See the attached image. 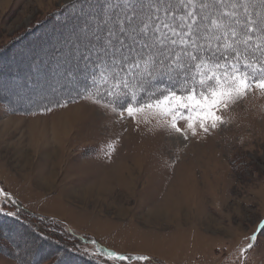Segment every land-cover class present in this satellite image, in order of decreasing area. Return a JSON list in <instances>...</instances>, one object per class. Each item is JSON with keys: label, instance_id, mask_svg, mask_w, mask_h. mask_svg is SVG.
<instances>
[{"label": "rangeland", "instance_id": "rangeland-1", "mask_svg": "<svg viewBox=\"0 0 264 264\" xmlns=\"http://www.w3.org/2000/svg\"><path fill=\"white\" fill-rule=\"evenodd\" d=\"M85 2L0 0V62L17 46L43 52L41 36L59 31L62 37ZM26 52L16 55L22 57L16 71L0 63L3 192L107 249L147 255L158 264H264V94L253 89L220 112L225 123L183 140L156 118L119 120L86 99L41 110L45 90L16 89L17 79L44 78L28 68ZM8 85L14 99L2 95ZM0 240L18 252L9 239ZM33 241L25 238L18 248L33 252L39 242ZM0 264L14 262L0 252Z\"/></svg>", "mask_w": 264, "mask_h": 264}, {"label": "snow or ice", "instance_id": "snow-or-ice-1", "mask_svg": "<svg viewBox=\"0 0 264 264\" xmlns=\"http://www.w3.org/2000/svg\"><path fill=\"white\" fill-rule=\"evenodd\" d=\"M99 7L106 27L94 30L97 71L81 98L117 119L151 116L187 140L225 123L220 112L253 89L264 94V0H105ZM85 254L151 260L103 247Z\"/></svg>", "mask_w": 264, "mask_h": 264}, {"label": "trees", "instance_id": "trees-1", "mask_svg": "<svg viewBox=\"0 0 264 264\" xmlns=\"http://www.w3.org/2000/svg\"><path fill=\"white\" fill-rule=\"evenodd\" d=\"M85 3L86 4L83 7V13L84 11L86 12V14H84L85 17H78V14L83 15V13L81 14L80 11H76V13H78L76 16L71 17V19L68 21V24L70 22V25L66 27V31L62 37L58 38L59 31L56 32V35L49 34L48 37L41 36L43 48L40 50L43 52L36 51L31 53V51L20 49L18 46L16 49L11 50V55H13V53H17L16 55H18L27 51V55H23V59L26 61L30 58L31 62L28 68H30L31 71L33 69L34 73L39 71H43L44 73V78H41L42 82L40 83H37L39 81L36 78L26 80L22 78L17 79L15 82L19 83V87L16 89L22 90V87L26 86L32 93H37L44 90L45 84L48 88L45 89V92L49 91L51 88L53 90V87H55L57 84V88L61 89L59 93H56V91L54 92L55 94L53 93L54 96L57 97L46 99L48 97L47 96L43 98L44 101H46V104L44 103L45 105L41 107V110H47L50 108L52 109L58 105L82 99L81 96L84 94L86 87L91 85V76L97 71L92 62L96 61V57L99 53L97 49L93 47L94 41H92V44L90 45V42L86 39L89 38L88 36H91L94 39V30H96L98 27L101 30H105L106 26L102 23L105 17L101 8L99 7V5L103 3V0H86ZM66 43L69 45L72 43H77L78 46L80 43H84L81 44V46L86 45L85 47L89 48L88 51L91 52L92 55L88 59H85L84 57H88L89 52L78 51L76 53H82V56L79 54L78 58H71L73 55L72 53L66 56L65 51L66 48H68L65 45ZM31 55H33V57H31ZM27 56L29 58H27ZM80 56L81 58L83 57V60L79 58ZM20 59H22V57L19 58V65H22L20 64L22 62ZM4 61H6V59ZM4 61L2 60L0 63L4 65ZM7 61L6 64L9 62ZM11 64L8 63L10 66H7L12 67V69L16 71V64ZM61 71L64 74L60 76ZM0 82H2L1 79ZM28 85H31L33 89ZM2 91L3 97H7L6 100H9V97H13V99L15 98L16 93L14 89L12 90L10 85L6 86V88H4ZM29 94L31 93H26L24 97L28 99L27 96ZM41 95L46 96L48 94L43 93ZM37 102L38 100L35 101V104H37ZM38 109L40 108H37V110ZM4 193L6 192H3L2 194L0 193V196L2 197L0 203V238L4 236L5 238L9 239V242L14 245L15 249H18V252L13 253V251L8 250L7 245L1 242L2 240H0V252L11 258L14 264H133L141 262H108L106 258H101L98 261L94 255L85 254L86 250L88 253H94V251L85 246H92L94 248L96 247V249L97 247L105 248L99 243V241H97L94 236L74 231L67 223L60 220L59 218H51L49 216L31 211L27 209L17 197L13 196L12 194H7V196H5ZM9 213H14V215H10ZM56 223H59V228L56 227ZM1 228L3 230H1ZM15 234L18 235V240L14 239ZM34 237L35 239L38 237L37 240L40 241L36 246L37 250L34 249L32 252V248H29L31 251L27 249V252L22 250L24 247H20L22 248L21 250L18 248L23 239L30 238L29 240H35ZM91 240H95L97 244L93 245L90 243ZM45 243L48 245L50 244L49 246H52V249L48 246L41 245ZM45 249L46 251H44ZM23 254L26 255L24 256ZM129 255L134 256L133 254ZM150 262H153L151 264H158L153 260H150Z\"/></svg>", "mask_w": 264, "mask_h": 264}, {"label": "bare ground", "instance_id": "bare-ground-1", "mask_svg": "<svg viewBox=\"0 0 264 264\" xmlns=\"http://www.w3.org/2000/svg\"><path fill=\"white\" fill-rule=\"evenodd\" d=\"M75 15V14H74ZM76 16V15H75ZM73 17V16H72ZM70 34V33H69ZM49 35V34H48ZM94 35V34H93ZM46 36V35H45ZM89 38H88V41L90 42H88L90 45L92 44V41H94V39L91 37V36H88ZM94 37V36H93ZM71 38V37H70ZM69 38V39H70ZM90 39V40H89ZM70 41V40H69ZM74 42V41H73ZM95 42V41H94ZM87 43V44H88ZM81 44H84V43H80V45L78 46V44L77 43H72L71 45H69V44H65L68 48H66V53H65V55L67 56V55H69L70 53H72L73 55L71 56V58H78V56H79V54H81V56H82V53H76V52H78V51H81V52H87L88 51V47L86 48L84 45H82L81 46ZM94 44V43H93ZM76 46V47H75ZM87 46H89V45H87ZM93 51V50H92ZM89 52V51H88ZM81 56L79 57V58H81ZM19 58H21V56L20 57H16V53H13V55L12 56H10V58L8 59V61H9V63L11 64V62H13V63H19ZM83 58V57H82ZM81 58V59H82ZM85 58V57H84ZM69 59V58H68ZM83 60V59H82ZM7 61V62H8ZM5 66H7V64L5 65ZM5 66H3V68L5 67ZM8 66H10V65H8ZM0 68H2L1 66H0ZM65 68V67H64ZM64 72V71H63ZM61 74H60V76L61 75H63L64 73H62V71L60 72ZM67 73V72H66ZM1 74V73H0ZM50 75V74H49ZM48 76V75H47ZM48 78V77H47ZM52 78V77H51ZM63 78V77H62ZM70 79V78H69ZM45 80H47V79H45ZM52 80V79H51ZM50 80V81H51ZM47 81H49V80H47ZM44 83H45V81H44ZM43 83V84H44ZM48 84V83H47ZM2 85V84H1ZM53 86V85H52ZM58 87V84L55 86V87H53V90H52V88L49 90V91H47V92H45L46 94H52V95H54L55 93V91H56V93H59L60 92V88H57ZM47 88V86H46V84H45V86H44V90ZM55 88V89H54ZM48 89V88H47ZM46 91V90H45ZM34 93V92H33ZM38 93V92H37ZM54 93V94H53ZM42 94V93H41ZM41 94H39V95H41ZM52 95H50V96H52ZM48 95H46V96H44V95H41V97H40V99H43V98H45V97H47ZM39 99V98H38ZM53 149V148H52ZM56 150V149H55ZM26 152V151H25ZM57 155V154H56ZM30 156V155H29ZM48 156V155H47ZM54 156V155H53ZM31 157V156H30ZM55 157V156H54ZM29 159V158H28ZM48 159V158H47ZM51 159H52V157H51ZM32 160V159H31ZM33 161V160H32ZM48 164V163H47ZM45 165V167H47V165L46 164H44ZM40 166V165H39ZM34 167H35V165H34ZM33 167V168H34ZM44 167V166H43ZM39 168V167H38ZM40 169V168H39ZM42 170V169H41ZM46 170H48L47 168H46ZM35 172V171H34ZM42 173H39V174H43V170L41 171ZM45 173H46V175H47V171H45ZM52 175V174H51ZM50 175V176H51ZM47 179H48V177H47ZM44 180V179H43ZM46 181V180H45ZM40 183V182H39ZM24 231V230H23ZM26 231V230H25ZM29 231V230H28ZM17 232V231H16ZM17 234V233H16ZM15 236V235H14ZM16 238H18V237H16ZM38 238V237H37ZM14 239H15V237H14ZM30 239V238H29ZM34 239H35V237H34ZM39 239H41V238H39ZM26 240H28V239H26ZM35 241V240H34ZM33 241V242H34ZM38 241V240H37ZM26 242V241H25ZM25 242H23V243H25ZM40 242V241H39ZM39 242H37V243H39ZM45 242V241H44ZM32 243V242H31ZM43 243V242H42ZM28 244V243H27ZM29 245H31V244H29ZM46 245V244H45ZM50 245V244H49ZM49 245H47V246H49ZM58 245V244H57ZM25 246H28V245H25ZM29 247V246H28ZM31 247V246H30ZM52 247V246H51ZM26 248V247H25ZM48 248V247H47ZM35 249V248H34ZM58 249V248H57ZM56 249V250H57ZM22 250H24V249H22ZM30 250V249H29ZM33 250V249H32ZM37 250V249H36ZM46 250V249H45ZM44 250V251H45ZM25 251H27V249L25 250ZM31 251V250H30ZM59 251V250H58ZM23 252V251H22ZM28 252V251H27ZM26 253V252H25ZM24 256L26 255V254H23ZM62 255V254H61Z\"/></svg>", "mask_w": 264, "mask_h": 264}, {"label": "crops", "instance_id": "crops-1", "mask_svg": "<svg viewBox=\"0 0 264 264\" xmlns=\"http://www.w3.org/2000/svg\"><path fill=\"white\" fill-rule=\"evenodd\" d=\"M73 228H75L73 225H72V223L70 224ZM76 230H80V229H77V228H75ZM110 234L109 233H107V232H104V235H102V236H104V237H106V236H109ZM105 246H107L106 244H104ZM108 247V246H107Z\"/></svg>", "mask_w": 264, "mask_h": 264}]
</instances>
